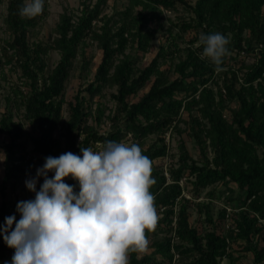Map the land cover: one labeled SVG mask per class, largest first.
Returning a JSON list of instances; mask_svg holds the SVG:
<instances>
[{
  "label": "trees",
  "instance_id": "obj_1",
  "mask_svg": "<svg viewBox=\"0 0 264 264\" xmlns=\"http://www.w3.org/2000/svg\"><path fill=\"white\" fill-rule=\"evenodd\" d=\"M109 1L81 0L78 11L59 16L47 38L32 39L49 16L48 0L34 18L19 15L25 0H7L0 81L11 72L17 74V83L6 92L0 116L7 157L0 222L8 213V186L15 189L31 166L27 140L45 160L66 152L82 156L80 146L99 150L109 140L130 139L153 163L156 183L150 191L158 215L155 230H146L151 250L131 253L130 264H221L224 258L233 264L250 251L254 264L264 263V0H127L124 9L102 14ZM180 6L188 15L174 23L177 37L195 30L191 45L180 50L174 37L141 66L156 36L155 25L164 21L163 9ZM215 32L230 40V55L221 65L227 69L221 72L201 58L203 46H193L201 33ZM90 44L102 53L93 72ZM50 50L60 55L54 66ZM250 54L254 60L246 62ZM75 76L80 80L77 90L68 96ZM108 89H114L113 109L100 100ZM176 133L193 142L197 157L181 137L178 158L164 169L171 148L166 138ZM183 177L193 178L194 198L209 188L211 199L222 193L240 209L232 213L229 227L225 209L214 217L210 202L193 205L181 195ZM65 183L79 191L71 177ZM218 184L223 188L218 190ZM192 209L196 221L191 220ZM229 239L240 241L242 251L229 250ZM14 251L0 235V264H11Z\"/></svg>",
  "mask_w": 264,
  "mask_h": 264
},
{
  "label": "clouds",
  "instance_id": "obj_2",
  "mask_svg": "<svg viewBox=\"0 0 264 264\" xmlns=\"http://www.w3.org/2000/svg\"><path fill=\"white\" fill-rule=\"evenodd\" d=\"M43 9L44 0H25L19 15L34 18ZM229 43L220 32L201 33V58L223 71ZM80 152L45 157L35 177L26 179L35 198L18 202L20 219L9 216L0 226L4 243L15 250L11 264H130L131 253L147 251L146 230L158 223L151 159L137 143L112 140L99 150L80 146ZM0 157L7 158L2 151ZM67 177L78 182V192Z\"/></svg>",
  "mask_w": 264,
  "mask_h": 264
},
{
  "label": "rangeland",
  "instance_id": "obj_3",
  "mask_svg": "<svg viewBox=\"0 0 264 264\" xmlns=\"http://www.w3.org/2000/svg\"><path fill=\"white\" fill-rule=\"evenodd\" d=\"M192 1H195V0H192ZM126 3H127V0H118L117 3L114 4V1L110 0L109 6L105 9V12H103L102 14L107 13L111 15L112 13H115L117 10L118 11L122 10L124 9ZM6 5H7V0H0V38L4 36V32H5L4 16L6 14ZM80 8H81V0H48L49 16L47 20L43 22L42 26L39 28L37 35L35 34V36L34 35L32 36V39L47 38L51 33H53V27L55 23L58 21L59 16L63 12L65 11L75 12V11H78V9ZM137 8L139 9L140 6H137ZM163 14H164V21L161 22L160 24L155 25L156 30H157L156 36L154 40L152 41L151 49L149 50L148 53L144 55L142 62L140 63L141 66L146 65L152 59V57L159 50L161 45L164 47H167L171 43L174 37H176V41L179 44L180 50H184L185 48L191 45L190 40L195 36V33H196L195 30H189L182 34V38L177 37L178 27L174 26V23H176V21L179 19L180 16L188 15L187 11H184L182 6H180L178 10L163 9ZM197 45H198V41L194 42L193 46L195 47ZM182 53H184V51H182ZM236 53L237 51L231 52V54H236ZM88 54L93 55V61H92L93 64L90 69L93 72L95 67L97 66V64L99 63L101 59L102 53L100 49L96 46V44H90L88 45ZM49 56H50V64L51 66H54L59 59V56H60L59 52L56 50H50ZM245 60L246 62H252L254 60V56L250 54L249 56L245 57ZM224 69H227V67H225ZM79 72L80 71L78 69L75 71V74L77 75ZM90 77H92V73L89 74L87 79H90ZM221 79L222 77L217 79V81L219 82L218 85L221 84L222 82ZM79 81L80 80L77 76L73 78L71 84L68 87V96H71L75 93V91L77 90ZM0 83H1V86H0V116H1V113L5 107V94L12 85L17 83V74L8 72V79L1 80ZM212 84L215 90L218 89V85L216 83H212ZM111 91H114V89H108L106 92V96H101L100 100L103 103H106L109 108L113 109L114 101L111 100L110 98ZM107 112H109V110H107ZM108 125H109V122H106V124L103 125L101 129H105V127H107ZM181 137L185 139L186 147L189 153L193 156V158L197 157V152L193 146V142L190 139H188V137L185 134L183 136H180L179 134L176 133L173 135V137L168 135L166 140L169 141L170 143V147H171L169 149L170 154L171 155L173 154L175 156H173L172 158L170 157V154H169V156L165 160L164 169H166V167H168L170 163L175 162L176 159L178 158V154H179L178 144H179ZM124 142L131 144L130 139ZM2 146H3V137L2 135H0V151L4 153ZM27 149H28L27 150L28 158L30 159L29 161H30L31 166L29 167L28 171L21 177L20 183L16 186L15 189H13L11 185L8 186L6 196L4 197V199L7 202V208H8V213L6 216L7 217L15 216L16 220L19 218L18 212L16 211L17 203L20 201L31 200L33 199V196L35 194L33 192H30L26 188V185H25L26 179L30 177H35L36 169L39 167H42V165L45 162L44 159H41L40 156H38L37 154L33 152L32 144L30 140H27ZM209 155L211 157L212 152H210ZM0 159H2V157H0ZM3 168H4V161L0 162V183L3 177ZM165 174L167 176V179L170 180L168 176L169 174L167 172H165ZM192 179L193 178H186V177H183L181 179L180 181V185L182 187L181 195H183V197L187 199H190L194 203L193 205H196V203L198 202H210L212 205V212H213L214 217H217L219 212L222 209H225L226 214H227L226 220H225V227L226 228L229 227L230 223H232V217H231L233 215L232 213L240 209L235 208L234 205L228 204L226 200L227 195H224L222 193H220L218 197H214L211 199L208 196V191L210 190L209 188L203 189L201 193L199 194V196L194 198V196L192 195L193 186L190 182ZM42 183H43V177H41L38 180L37 184H42ZM216 187L218 190L223 188L221 184H218ZM233 187L237 188V186L235 185ZM2 201H3V197L0 192V205ZM191 211H192L191 220L196 221L197 219L196 211L195 209H192ZM4 224H5V221L0 222V226ZM228 242L230 243L229 250H236L238 252L242 251L241 250L242 245H240V241H234V240L229 239ZM261 243L264 245V240L261 241ZM150 250L151 249L149 248L147 249L146 252H149ZM176 258H177V255L175 256V259ZM228 263H229L228 258H224L221 262V264H228ZM233 264H254L253 252L250 251L248 253L243 254L240 258L235 260Z\"/></svg>",
  "mask_w": 264,
  "mask_h": 264
}]
</instances>
